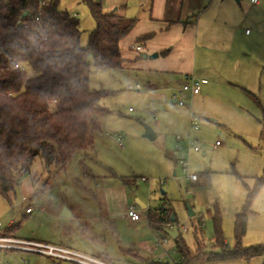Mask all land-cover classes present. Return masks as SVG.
<instances>
[{
  "label": "rangeland",
  "instance_id": "rangeland-1",
  "mask_svg": "<svg viewBox=\"0 0 264 264\" xmlns=\"http://www.w3.org/2000/svg\"><path fill=\"white\" fill-rule=\"evenodd\" d=\"M219 1L223 6H235V10H239L231 23L236 25L245 19L242 34L246 30L252 33L251 41L243 40L252 73L249 86L237 101L239 114L224 108L225 118L218 120L197 112L193 106L195 96H181L178 90L167 84L165 88H149L146 73L93 71L89 78L91 90L109 92L100 100V105L109 113L98 118L102 134L96 135L95 149L77 152L61 171L57 165L47 166L41 157H37L30 171L17 179V189L23 201L18 203L12 194L9 202L0 195V233H5L14 221L17 238L31 239L36 233L45 241L55 243L47 216L51 210L58 212L68 205L82 211L90 225V234H95L89 237L88 243H83L88 255L98 256L104 252L105 235V242L109 241L112 246L111 256L118 259L119 264H126L124 257L127 255L123 250L125 253L136 251L154 262L163 258L166 263L170 256L172 263H176L179 254L174 239L149 227L148 209L139 207L141 225L130 224L124 218L130 205L136 204V198L148 208L162 206L165 198L177 219L176 227L191 250L203 245L207 252H221L214 247V218L218 212L222 218L226 249L233 250L236 246V217L246 206L247 231L241 245L251 248L264 244V8L253 10L250 0ZM102 2L104 4V0ZM59 10L78 17L82 30L80 43L87 46L89 35L96 27L88 7L82 0H60ZM240 39L243 38L238 29L237 43ZM24 73L26 78L33 76L32 69L26 65ZM186 83V76L179 79V85ZM137 85L142 92L129 90ZM165 91L168 95L166 104L149 97L151 93L163 94ZM174 95L178 99H174ZM179 101L185 103V107L180 106ZM208 103H199L197 108L199 111L202 106L217 109L218 106ZM186 106L199 119L198 131H191ZM146 127L158 133L159 138H145ZM176 136H191L201 146L200 155L189 159L188 174L198 175L195 183H190L186 173L166 156L173 152L172 142ZM119 137L122 138L121 145ZM121 177L137 178V183L126 185ZM249 194H253V198L247 205ZM30 208L34 214L28 217L26 212ZM42 209L46 214L41 213ZM190 212L194 215L190 216ZM106 215L116 221L114 232L123 250L118 248L116 238L109 235L98 221ZM38 216L43 217V227L41 222L30 220ZM74 224L81 227L84 223L76 221ZM79 244L82 243L79 241ZM156 246H160V255L153 252ZM2 257L0 253V259ZM44 259L54 264L51 259ZM199 264H264V256Z\"/></svg>",
  "mask_w": 264,
  "mask_h": 264
},
{
  "label": "trees",
  "instance_id": "trees-1",
  "mask_svg": "<svg viewBox=\"0 0 264 264\" xmlns=\"http://www.w3.org/2000/svg\"><path fill=\"white\" fill-rule=\"evenodd\" d=\"M82 1L96 24L87 46L80 43V20L60 11V0H51L41 22L35 20L39 0H0V195L9 202L12 194L17 198L18 177L30 171L37 157L61 171L77 152L93 151L96 135L102 132L98 118L109 113L100 105L109 92L91 90L89 78L93 71L123 67L120 43L136 19L105 13L102 0ZM25 65L33 71L31 78L25 76ZM121 180L129 186L137 183V178ZM252 198L249 194L247 205ZM163 201L162 206L148 209L149 226L154 231L164 232L168 225H177L171 206ZM247 210L246 206L236 217L233 250L226 249L218 212L214 247L221 252H207L203 245L191 250L179 233L174 239L179 254L174 264L264 256V244L241 245L247 231ZM12 228L5 234L13 236ZM99 259L111 262L103 256Z\"/></svg>",
  "mask_w": 264,
  "mask_h": 264
},
{
  "label": "crops",
  "instance_id": "crops-1",
  "mask_svg": "<svg viewBox=\"0 0 264 264\" xmlns=\"http://www.w3.org/2000/svg\"><path fill=\"white\" fill-rule=\"evenodd\" d=\"M250 4L253 10L261 11L264 8V0H260L258 4H252L250 0ZM103 7L105 13H116L125 18L136 19L135 26L120 43L124 64L121 69L117 70L130 74L146 73L145 78L149 88H165V84L174 88L173 85H179V79L183 76H186L187 82L192 76L199 80H207L208 83L203 86L201 93L193 95L196 97L193 104L196 111L211 118H218V120H224L225 113L223 112H226L225 110L239 114L238 109L240 108L237 107V101L249 86L252 73L251 62L248 60L249 54L246 46H244V41H251L252 33H248L246 30L242 34L245 19L236 25L231 23L236 11L239 12L237 8L235 10V6H223L219 0H104ZM238 29L241 30L243 38L239 40V43H237ZM145 36L149 37L139 41ZM156 55L157 57H155ZM176 90L180 92L179 89ZM136 91L142 92V90ZM162 93H151L149 97L166 104L168 95L166 91ZM180 95L183 96L182 93ZM208 102H212L213 106H218V111L212 107L205 109V106H202L199 111V103ZM186 107L190 116L191 109ZM183 111L181 109V112ZM210 121L215 122L212 119ZM158 138L159 135L156 133V139ZM175 138L172 144H175ZM173 152L167 153L166 156L176 164ZM199 155L200 152L190 151L189 159ZM137 201L136 198V204L130 205V208L136 206L139 211V207L143 208ZM66 206L69 208L70 216L62 215L63 211L67 209ZM145 209L154 208L146 206ZM41 213L46 214V210L42 209ZM49 213L47 216L50 220L49 230L55 235L53 238L55 243L45 241L44 237H40L36 233H33L31 239L24 240L64 247L86 256L96 258L103 256L115 264L120 263L117 261L118 259L111 256L112 246L109 241L105 242V235L104 252H100L98 256L88 255L83 248V243H88L89 237H94L95 234L94 232L90 234V225L85 221L81 210L65 205L58 212L51 210ZM33 214V209L31 213H27L28 217L33 216ZM110 217L106 215L98 221L109 235L116 238L118 248L123 250L121 242L116 236L117 233L114 232L116 221ZM124 218L134 225L142 222L141 219L137 222L130 221L127 214ZM30 220L41 222L40 226L43 227L42 216ZM76 221H82L84 224L78 227L74 224ZM9 226L10 229L17 225L12 221ZM13 228L11 233L15 236L16 229L13 230ZM78 240L82 244H79ZM153 252L160 255L161 249L155 251L154 247ZM123 253L127 255L124 257L126 264L164 262L163 258L154 262L149 258L141 257L136 251L125 253L123 250ZM44 258L51 259L54 264H76L31 252H11L3 254L2 257L4 264H38L40 262L50 264ZM170 258L169 256L166 263L174 264L175 262L172 263Z\"/></svg>",
  "mask_w": 264,
  "mask_h": 264
},
{
  "label": "built area",
  "instance_id": "built-area-1",
  "mask_svg": "<svg viewBox=\"0 0 264 264\" xmlns=\"http://www.w3.org/2000/svg\"><path fill=\"white\" fill-rule=\"evenodd\" d=\"M51 0H39V14L36 15L35 20L37 22L42 21L43 10L47 8L50 4ZM260 0H251L252 4H258ZM249 33V31H248ZM208 83L207 80H197L194 77H190L188 82L181 86L180 93L183 96L186 94L198 95L201 93L203 86ZM129 90H141V87L137 85L135 88H129ZM174 99H178L177 95H174ZM180 106H185V103L179 101ZM190 127L194 131H198L200 128L199 119L194 115H190ZM118 142L120 145L122 144V138H118ZM186 142V145L184 143ZM217 146L219 143L216 144ZM174 158L177 166L186 173V179L190 183H195L198 181V175L196 174H188L189 169V152H200L201 146L198 145L197 140L193 139L191 136L183 137L176 136L174 150H173ZM32 209H28L26 213H31ZM127 217L132 222H137L141 219L139 211L136 206H132L128 213ZM1 227V225H0ZM168 229H174L173 225H168ZM160 246L155 247V251H158ZM11 252H31L44 256H48L58 260H65L69 262H73L76 264H115L109 261H105L96 257L86 256L70 249L54 246L46 243L22 240L15 236H9L5 233H0V253L7 254ZM0 264H4L3 260L0 259Z\"/></svg>",
  "mask_w": 264,
  "mask_h": 264
},
{
  "label": "water",
  "instance_id": "water-1",
  "mask_svg": "<svg viewBox=\"0 0 264 264\" xmlns=\"http://www.w3.org/2000/svg\"><path fill=\"white\" fill-rule=\"evenodd\" d=\"M236 1L239 2L240 0H236ZM155 57H157V55ZM173 87L176 88V89H179V90L181 89V85L174 84ZM144 137L147 138V139H150V140H155L156 139V134L153 132V130L151 128L146 127V130H145V133H144ZM16 194H17V202L18 203L22 202L23 198L20 195L18 189L16 190ZM137 202H138V204L140 206H142L143 209L146 208V206L142 205V203H140L139 201H137ZM62 215L63 216H70V212L68 211V209H65L63 211ZM193 215L194 214L192 212H190V216H193ZM164 233L169 235L173 239H177L178 236H179V230H178V228L176 226L172 230L168 229V228L164 229Z\"/></svg>",
  "mask_w": 264,
  "mask_h": 264
}]
</instances>
